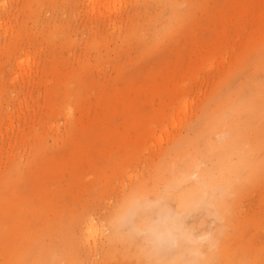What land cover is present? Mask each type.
I'll list each match as a JSON object with an SVG mask.
<instances>
[{
  "label": "rangeland",
  "instance_id": "rangeland-1",
  "mask_svg": "<svg viewBox=\"0 0 264 264\" xmlns=\"http://www.w3.org/2000/svg\"><path fill=\"white\" fill-rule=\"evenodd\" d=\"M0 264H264V0H0Z\"/></svg>",
  "mask_w": 264,
  "mask_h": 264
},
{
  "label": "bare ground",
  "instance_id": "bare-ground-1",
  "mask_svg": "<svg viewBox=\"0 0 264 264\" xmlns=\"http://www.w3.org/2000/svg\"><path fill=\"white\" fill-rule=\"evenodd\" d=\"M138 207L139 208L142 207V203L141 202L138 204ZM173 217H174V215L171 216L169 218V220L166 221L165 224H164L167 238H172L173 239V238L176 237L175 234H174V230L175 229H177L179 231V233H180L182 238L186 237L187 234H188V232L185 230L186 228H184L182 225L176 227V225L174 224V218ZM175 218H176V216H175ZM88 228H89L90 232L95 231L97 229L95 227V223L92 222L91 220L88 222Z\"/></svg>",
  "mask_w": 264,
  "mask_h": 264
}]
</instances>
